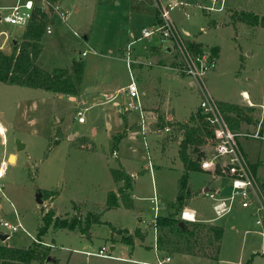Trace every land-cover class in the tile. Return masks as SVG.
Segmentation results:
<instances>
[{
  "label": "rangeland",
  "instance_id": "1",
  "mask_svg": "<svg viewBox=\"0 0 264 264\" xmlns=\"http://www.w3.org/2000/svg\"><path fill=\"white\" fill-rule=\"evenodd\" d=\"M19 1L25 0H0V7L14 6ZM182 1L187 4L186 10L171 12L175 25L191 41L219 48L217 66L209 74L212 95L218 101L247 105L242 95L245 91L258 107L254 113L257 122L250 128L244 124L242 129L253 135L257 130L259 135L243 136L239 141L249 162L256 165L258 179L263 181L264 28L244 23L233 26L229 15L240 10L262 17L264 0H225L221 12L219 4L211 0ZM62 3L61 10L69 13L68 22L54 14L52 31L42 40L38 64L47 71L56 67L71 69L80 52H87L82 56L85 60L79 94L73 99L43 89L0 83V124L6 131L4 136L0 134V166L8 155L16 156L14 164L8 158L0 176V221L16 224L19 220L25 227L10 234L6 242L0 240V244L29 248L37 240L44 215L52 212L60 218L72 216L77 204L84 216L99 217L100 223L93 224L91 235L51 227L41 241L49 247V258L56 261L46 260L43 264H157L167 257L170 261L165 264H264V223L256 224L253 210L242 208L237 200L236 208L217 217L213 200L202 193L206 187L224 188L223 194L228 195L230 181L226 177L202 170L188 175L192 194L186 208L197 212L199 222L219 225L225 231L217 259L183 253L186 237L177 228L155 227L157 216L177 213L181 219L182 211H175L174 204L186 171L177 141L165 128L150 129L148 115L144 134L141 113L126 109L125 96H112L131 81L124 51L133 40L132 32L141 37V30L157 20L156 0ZM213 6L215 10L208 11ZM24 31L23 26L0 21V50L9 54L11 44ZM170 45L166 42L162 47L158 39L137 41L133 59L155 66H135L134 75L140 93L144 84L151 97L164 102L162 111L174 113L177 120L183 121L197 110L201 100L198 91L190 87L189 78L171 67L176 54L169 51ZM151 46L158 48L157 54L150 55ZM80 110L84 122L78 120ZM167 136L171 143L165 140ZM17 140L25 145L21 151L17 150ZM122 167L134 177L130 206L121 203L119 208L107 209L109 193L120 196L121 183L114 181L112 170ZM39 192L43 204L37 201ZM113 229L127 230L135 238L134 245L122 242L118 233L112 238ZM137 230L144 238L135 235ZM156 237L163 242L159 249ZM102 247L111 258L97 255Z\"/></svg>",
  "mask_w": 264,
  "mask_h": 264
},
{
  "label": "trees",
  "instance_id": "2",
  "mask_svg": "<svg viewBox=\"0 0 264 264\" xmlns=\"http://www.w3.org/2000/svg\"><path fill=\"white\" fill-rule=\"evenodd\" d=\"M47 1L54 6L60 4V0ZM50 11L52 13L51 8ZM229 19L230 24L233 26H237L238 23H244L254 28H264V16L261 17L255 14V12L235 10L229 15ZM49 22V13L41 10L38 3L31 21L25 27L23 36L13 41L12 52L6 54L0 50V83L43 89L47 92L51 91L56 94L75 97L79 94V86L83 79V60H74L71 69L55 68L52 71H47L38 64L42 53V40H44L43 38L47 33L46 28ZM189 44H191L190 47L196 53L203 49L199 43L190 41ZM212 49L213 54L217 55L216 53L219 48ZM219 104L230 127L235 131L241 130L243 124L255 123L258 120L254 114L257 110L256 108L221 101ZM174 129L184 137L178 152L184 163L186 173L180 179L179 192L174 204L175 211L181 212L192 194L188 185L189 172L202 169L200 163L208 157L206 148L213 145L216 138L200 111L196 116H192V119L188 123L176 124ZM115 141L117 143L118 138ZM251 168L256 176V165H251ZM112 172L114 181L121 183L119 188L120 196H117L114 192H110L107 209L119 208L121 203L129 207L134 178L122 168L113 169ZM257 180L264 194V180L262 181L258 178ZM74 208V214L72 216H65L64 218L56 217L52 212L44 215L37 240L29 248H17L7 244H0V264H33V262L43 264L44 261H49V247L43 245L41 239L49 232L51 227L54 229H67L69 231L79 230L84 235H91L90 231L93 228V224L100 223V218L91 214L84 216L77 204H74ZM180 220L177 218V213L157 216L155 227L157 229L177 228L179 234L182 237H186V250L182 251L183 253L210 260L217 259L221 251V241L225 232L223 227L213 223L186 222L185 229L181 230L179 228ZM117 233L121 235L122 242L134 245L135 238L127 230L118 231L113 229L112 238ZM124 233H128V235H124ZM135 235L144 238L139 230L136 231ZM162 244L163 242L159 238L157 248ZM51 261L56 260L53 258Z\"/></svg>",
  "mask_w": 264,
  "mask_h": 264
},
{
  "label": "built area",
  "instance_id": "3",
  "mask_svg": "<svg viewBox=\"0 0 264 264\" xmlns=\"http://www.w3.org/2000/svg\"><path fill=\"white\" fill-rule=\"evenodd\" d=\"M37 1V2H36ZM214 5L219 4L218 10L221 12L225 8V0H211ZM39 3V8L43 11L57 14L63 21L68 22L69 13L61 10L60 5H51L47 0H25L19 1L16 5L5 8L0 7V11L7 10L6 14L0 12V21L7 24L19 25L26 27L33 17V12ZM158 9V21L156 25L145 27L141 30V37H134L127 50L126 62L130 68L137 61L132 59V45L142 38L151 39L160 37L163 43L170 42V49L177 55V61L172 66L179 74L190 79L191 86L196 89L200 95L199 111L203 115L205 121L209 124L215 139V143L211 145L210 154H208L200 166L203 170L212 172L213 176L226 177L230 181V192L228 195L223 194V188L208 189L202 193L213 200V209L217 217H222L231 210L236 208V201H240L242 208H250L257 216V225L264 223V194L260 189L257 177L254 175L251 164L246 157L239 138L243 136H258V133L250 134L233 130L221 107L219 101L212 95L208 78L211 71L217 66V56L210 49H202L196 53L189 44L191 41L186 37V33L181 31L175 25L171 18V12L177 8L186 10L187 4L182 0H156ZM216 7L210 8L208 11H214ZM188 16V12L185 11ZM52 28L47 25L46 32L50 33ZM192 42V41H191ZM81 56H86L87 52H81ZM129 100L127 102L128 110H139L141 113V124L143 133L146 134V114L139 101V89L132 76V82L127 86ZM79 122H84L83 111H78ZM150 129L151 123H150ZM162 131V129H160ZM166 133H170L172 129L166 127ZM158 211L157 206L155 207ZM195 211L184 208L181 212V219L188 223L198 222ZM17 214V213H16ZM18 215V214H17ZM22 223L18 220L16 224L0 221V233L10 234L24 230ZM157 238V237H156ZM157 242V239H156ZM156 249L157 248L156 246ZM98 256L111 258L108 250L102 247L97 253ZM170 261L167 257L159 260L157 264H165Z\"/></svg>",
  "mask_w": 264,
  "mask_h": 264
},
{
  "label": "crops",
  "instance_id": "4",
  "mask_svg": "<svg viewBox=\"0 0 264 264\" xmlns=\"http://www.w3.org/2000/svg\"><path fill=\"white\" fill-rule=\"evenodd\" d=\"M61 4H63L62 3V0H60V6H61ZM11 7V6H10ZM5 8H8V7H5ZM50 15V22H49V24L48 25H50L51 23H52V21H53V16H54V14H53V12L52 13H50L49 14ZM157 21H158V16H157V20L155 21V23H153L152 25H156V23H157ZM152 25H150V26H152ZM51 26V25H50ZM23 36V35H22ZM131 36H134V37H138V36H136L133 32L131 33ZM151 39H158L159 40V42L161 43V45H162V47H164V44H166V43H163L162 41H161V39H160V37H158V36H156V37H153V38H151ZM130 43H128V45H127V47L125 48V61H126V50H127V48H128V46L131 44V43H133L132 41H129ZM193 42H195V43H199V42H196V41H193ZM137 43V42H136ZM136 43H134V44H136ZM133 44V45H134ZM200 45H202V48L203 49H210V50H213L212 48H207V47H205L202 43H199ZM133 45H132V53H133ZM168 48L170 49V46H168ZM213 48H216V46L215 47H213ZM11 52H12V44H11ZM149 51V53H150V55H152V54H157V52H158V48L157 47H155V46H151L149 49H148ZM169 51H171V53H174V52H172V50L170 49ZM168 51V52H169ZM10 52V53H11ZM9 53V54H10ZM81 53V52H80ZM217 54V53H216ZM219 55V51H218V54L216 55V56H218ZM81 56V55H80ZM177 56V55H176ZM176 56H175V59L173 60V61H171L172 63H171V67L176 63ZM82 57V56H81ZM132 59H133V56H132ZM78 60V59H77ZM82 60L84 61L85 59H83L82 58ZM134 60V59H133ZM137 61V60H136ZM126 64H127V62H126ZM135 66H145V67H153V66H155L152 62H139L138 61V63L136 62V63H134L133 65H132V67H131V71H130V68H129V66H128V64H127V67H128V71L130 72V75H131V78H130V82L125 86V87H123L121 90H119L117 93H116V95H114V96H112V99H115L118 95H120V96H125V98H128L127 100H129L130 98H129V96H128V92H127V86L132 82V76H133V78L135 79V75H134V67ZM157 68H163V69H165L166 67L165 66H163V65H157L156 66ZM56 68H61V67H56ZM55 69V68H54ZM179 74V73H178ZM179 75H181V74H179ZM181 76H184V75H181ZM136 80L137 79H135V82H136ZM190 80V79H189ZM208 81H209V78H208ZM192 82V81H191ZM191 82L189 83V85H190V87H192L191 86ZM136 84H137V82H136ZM137 86H138V84H137ZM139 89V88H138ZM242 95H243V97H244V99L246 100V101H248L247 102V105H240V104H237V103H232V104H237V105H239V106H249V107H253V108H258L255 104H254V102H252V100H251V97L249 96V94L247 93V92H245V91H243L242 92ZM110 96L111 95H109V98H110ZM200 97V96H199ZM72 98L73 99H75L73 96H72ZM139 101H140V104H141V106H142V108H143V110H144V113L146 114V115H148L149 117H151V121H150V123H151V127L153 128H155V127H162V128H166V127H170L171 129H172V131L170 132V133H168V134H174L173 136H175L174 137V140H176L177 141V145H178V151H179V146H180V144H181V142L183 141V139H184V137L179 133V132H177V131H175V129H174V127H175V125L177 124H185V123H188L191 119H192V116H196V114L199 112V106H200V101H199V104H198V107H197V110L195 111V112H193L192 114H191V116L188 118V119H185V120H183V121H179V120H177V118H175V115H174V113L172 114V113H169V114H167V113H165L164 111H162L163 109H162V105H163V101H159L158 99H154V97H151L150 96V94H149V92H148V88L144 85V84H142V90H141V93H140V91H139ZM220 102V101H219ZM222 102V101H221ZM227 103H229V102H227ZM118 105V104H117ZM127 109V108H126ZM128 110V109H127ZM81 111V110H80ZM129 111V110H128ZM134 111H138V112H140L139 110H134ZM156 113H158V114H156ZM255 113V112H254ZM154 114V116H152ZM261 115H262V112H261ZM140 117H141V114H140ZM260 120H261V118H260ZM260 122V121H259ZM256 123V122H255ZM160 124V125H159ZM253 124L254 123H251V124H248L247 126H248V128H250L251 126H253ZM1 125V124H0ZM244 125V124H243ZM164 126V127H163ZM259 126V125H258ZM4 128V127H3ZM5 129V128H4ZM257 129H258V127H257ZM240 132H245V133H249V132H246V131H244L242 128H241V130H239ZM256 133H258L257 132V130H256ZM0 134H2V133H0ZM259 134V133H258ZM4 136V135H3ZM165 140H167V141H170V140H172V139H170V136H167V139H165ZM118 142L119 141H117V143L116 144H118ZM172 142H174V141H172ZM169 143H171V141L169 142ZM168 146V145H167ZM242 147V146H241ZM210 149H211V146H208L207 148H206V150H207V155L208 154H210ZM242 149H243V147H242ZM243 151H244V149H243ZM244 153H245V151H244ZM12 154H10V155H8V158L11 156ZM245 155H246V157H247V153H245ZM8 158H7V160L6 161H3L2 162V165H3V167H2V165L0 166V174L2 173L3 174V172H4V168H5V164H6V162H8ZM249 158V157H248ZM247 158V159H248ZM249 161V160H248ZM13 164V163H12ZM251 165H254V164H252V163H250ZM122 169H124L123 167H122ZM125 170V169H124ZM200 170H202V171H206V170H203V169H200ZM126 171V170H125ZM127 172V171H126ZM206 172H210V171H206ZM128 173V172H127ZM210 173H212V172H210ZM128 174H130V173H128ZM131 175V174H130ZM1 176V175H0ZM132 176V175H131ZM256 176H257V172H256ZM133 177V176H132ZM134 178V177H133ZM258 178V177H257ZM206 188H209V187H206ZM205 188V189H206ZM224 189V188H223ZM188 203V202H187ZM187 207V205L185 206V208ZM196 212V211H195ZM196 217H197V213H196ZM199 222V221H198ZM205 223H209V222H205ZM115 248V247H114Z\"/></svg>",
  "mask_w": 264,
  "mask_h": 264
},
{
  "label": "water",
  "instance_id": "5",
  "mask_svg": "<svg viewBox=\"0 0 264 264\" xmlns=\"http://www.w3.org/2000/svg\"><path fill=\"white\" fill-rule=\"evenodd\" d=\"M77 59H78V61H80V60H82V57L79 55ZM24 148H25V145H24L22 142H20L19 140H17V150H18V151H21V150H23ZM13 157L16 158V156H15L14 154H12V155L9 157V162H12L11 160L13 159ZM15 162H16V161H15ZM208 189H209V188H206L205 190L207 191ZM41 197H42V193L39 192L38 195H37V201H38L39 204H43V200H42ZM179 228H180L181 230L185 229V221H181V222L179 223ZM8 238H9V235L0 233V240H1V241H5V242H6V240H7ZM110 250H111V252H113V251L115 250V248L112 247ZM48 260L50 261L51 259L48 258Z\"/></svg>",
  "mask_w": 264,
  "mask_h": 264
},
{
  "label": "bare ground",
  "instance_id": "6",
  "mask_svg": "<svg viewBox=\"0 0 264 264\" xmlns=\"http://www.w3.org/2000/svg\"><path fill=\"white\" fill-rule=\"evenodd\" d=\"M5 132H6V131H5V129L3 128V126L0 125V133H2V135H4ZM11 161H12V163L14 164L15 161H16V158L13 157V159H12ZM0 175H2V173H1Z\"/></svg>",
  "mask_w": 264,
  "mask_h": 264
}]
</instances>
